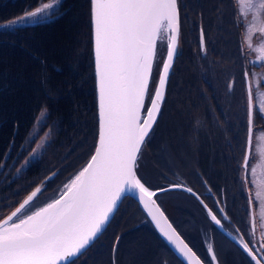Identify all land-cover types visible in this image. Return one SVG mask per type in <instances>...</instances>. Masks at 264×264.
<instances>
[{
    "label": "snow or ice",
    "instance_id": "snow-or-ice-1",
    "mask_svg": "<svg viewBox=\"0 0 264 264\" xmlns=\"http://www.w3.org/2000/svg\"><path fill=\"white\" fill-rule=\"evenodd\" d=\"M237 2L239 16L243 17L239 23L245 27L244 42L250 51L257 53L256 62L264 67V0ZM59 5L60 0H40V6L14 20L0 23V28L54 19L57 15L54 9ZM90 20L98 92V137L94 153L49 202L42 206L34 203L42 191L41 187H36L14 211L0 218V264H76L106 231L120 202L128 195L138 199L160 234L187 264H202L153 199L157 192L146 186L138 175L143 148L160 118L170 69L178 55V0H90ZM257 34L261 42L254 46L253 37ZM165 38L166 58L158 57V44L162 48ZM200 49L206 52L202 27ZM158 58L162 59V67L158 81L150 89L153 65ZM244 75L248 81V151L243 167L247 171L254 119L257 115L264 118V102L258 106L254 104L256 96H264L259 92L264 87V77L254 94L249 72ZM46 111L40 115L44 116ZM40 147L42 145H37ZM184 190L200 199L191 188L184 187ZM200 202L204 203L203 200ZM248 203L251 210L254 203L251 195ZM259 206L264 220V200ZM208 215L223 228L211 209ZM119 242L120 237H115L113 253ZM250 243L244 242L243 238L240 240L251 260L255 264H264V255L258 256V250L250 247ZM259 249L264 250V243ZM207 252L211 261L216 262L211 244H208Z\"/></svg>",
    "mask_w": 264,
    "mask_h": 264
},
{
    "label": "rangeland",
    "instance_id": "rangeland-1",
    "mask_svg": "<svg viewBox=\"0 0 264 264\" xmlns=\"http://www.w3.org/2000/svg\"><path fill=\"white\" fill-rule=\"evenodd\" d=\"M62 1L63 0H60V5L56 9H54L56 13H57V9H59V7L61 6ZM179 1L182 3V15L185 16V22L187 23L186 26L188 30L189 29L191 30V42L193 39V34H195V28L198 29V27H200L201 29L202 27L204 31V36L206 37L204 20H206V18L207 19L209 18L211 21V27H209L210 40L217 36V28H219L220 35L218 36V41H221L224 45L233 43L234 48L236 47V44H238V48H236V50H238L237 61L239 62V65L242 66V69H245L247 72H249L250 74L249 79L253 83V89L255 94L258 84L261 81V78L264 77V70H262L261 67L259 66L258 67L252 66L251 62L249 63V60H253L254 62H256L257 53L250 51L247 48V44L244 42L243 38L245 35V27L241 23H239L240 20H243V17L239 16V11H238L240 8L239 3L236 2L235 4V1L232 0V2L234 3V7H233L231 5V0H179ZM43 2H48V0H45ZM36 5L37 6L34 5V7L31 8L30 10H34L36 7L40 6V2ZM233 8L234 10L231 12V9ZM230 12H231L232 21L234 22L232 27L234 28V30H236V35L232 39L229 38L227 32L228 21H226L229 18ZM78 13L80 14L79 15L74 14L71 16L74 22H77L75 30L79 29V24L81 21L84 24V28L86 29V25L84 23L85 8L83 11L80 8V11H78ZM88 14H89V9H88ZM219 23L220 25H218ZM74 39H75V45L77 46L80 43L77 34H75ZM188 42L189 41H187L185 44V51L188 48V44H187ZM260 42L261 39L259 37V34L253 37L254 46H258ZM158 46H159L158 52L162 56L165 50V42H163L162 48L160 47V45ZM245 46L247 48V54L251 55L249 58L247 57L248 55L246 54ZM74 54L75 53L72 52V55ZM223 56L225 57L226 55ZM228 56L231 57V59H229V61H231L229 64L235 65L236 60H233L235 55L233 56V54L229 52ZM191 60L192 59L189 54H185V56L180 54L178 58L177 69L175 70L176 72L175 77H173L172 79L174 81V85H173L174 93L172 94V101L174 102L181 97V99L183 100V104L177 105L175 114L173 113V104L170 107V110H168L169 114H167L164 110L163 115L158 122V127L160 125L163 126L162 131L160 133V135L163 136V138L162 140L157 141L153 145H152L153 138L147 141L146 146L143 148V159L141 161V166L139 168V174L141 178L152 189H154L157 179L151 177V163L157 169L162 170L165 169L167 166L176 162L179 163V165L181 164L186 170H188L195 177L196 180H199L201 178V175L197 171V166L208 164L207 161L208 156H211L209 158L210 160H213L214 155L212 154L211 150L208 151V144H212L215 142L216 145L215 150L218 152V155L216 157V162L213 163V167L214 169L218 170V173L216 177L212 178L211 176H209V178L215 185L218 186L220 194L221 196H223L224 187L222 185L225 182H227L228 177H222L220 175L221 171L229 172L231 170H234V167H237L239 176L242 177L243 159L241 158V154H239L236 158H234L230 152L225 153L226 155H228L229 157L228 159H226L225 156L223 157L222 154H224L225 146L219 145L218 140L216 141L213 139L214 137H212L209 132L210 130L209 125L203 123L202 120L203 118H206L204 117V115H208V114L212 119L217 118L218 124L220 125V127L224 132V136L227 137L230 136L229 133L233 130L235 124L236 123L240 124L241 118L238 117L237 113H234V111L237 108L234 105L230 106L227 95L225 93L218 94V89L216 88L217 85L216 80L212 82L213 89L212 91H210L208 80L203 79V77L206 76L201 77V75L197 74V77L186 79V81L202 80V81L194 82L193 84L189 82L190 85H195L198 88L200 86L202 91L204 90L206 93V94L204 93L202 99H198L197 101L193 99L195 91L192 90L190 86H186L185 88H182V79L184 84L185 81L184 77L186 76V74L187 75L189 74L188 71L185 73L186 69L189 68L186 67V65H191ZM160 62L161 59L158 58L156 62V66L154 68V80L157 76ZM73 76H74V80L78 79V83H79L80 77H78L77 73L73 74ZM34 80L36 86H38L39 88L40 93H42L43 91H49L53 93L52 91L47 90V88L49 87H47L44 83H42L41 79L35 78ZM79 87L80 85H78V88ZM259 92L264 93V87H261L259 89ZM236 93L239 95V90H237ZM235 96L236 95L233 91L232 95H230V99H234ZM71 98L72 97L68 98V100H70ZM72 102L74 104L76 103L74 99H72ZM209 102H212L215 105L213 106L211 105L210 110L202 113L204 106ZM261 102H264V96H256V98H254V104L256 106H258L259 103ZM219 104L223 106L221 114L219 110ZM169 105L170 104H167L165 109H167ZM220 116L221 119L219 120ZM89 120H90V116L88 114V121ZM74 124L77 128L76 131L74 132V136L77 141L76 151L78 152L83 144L84 145L88 144V149H89L90 138L88 137V135L86 137H82V132L88 133L90 126L84 123V118L82 115L79 116L78 119H76ZM164 127H169V131L168 133L167 132L165 133V136L163 135V133L167 131V129H165ZM42 143L43 142L41 141L39 145H42ZM205 143H207L206 144L207 147L203 146L205 145ZM37 151L38 152L42 151V153H44L46 152V148L45 146H42L38 148ZM53 152H48V153L46 152L43 160L38 163L41 168L44 169L51 164L52 165V167H50V171H51L58 164V162H54L55 156H53L52 154ZM36 155L38 154L30 153L29 158ZM85 155L86 153L82 154V157H85ZM90 155L91 154L88 155V158ZM26 163L27 162H24V164ZM249 164L250 167L247 173V185L253 183V185L252 186L250 185L249 188L250 191L249 196L251 195L253 198L254 210L256 214V221H255L256 232L252 234V236L254 239H258L261 234L264 243V226L260 216L259 204L255 202V197L257 194H258L257 199L259 197L264 198V118H261L259 115H257L256 118L254 119L253 146H252L251 156L249 159ZM252 169H255L254 173L252 172ZM180 173L184 175L185 172L183 169H180ZM47 175H48V171L43 170L42 174L30 177L29 187L30 188H32L33 186L40 187L41 182L39 184L38 182L42 178H45ZM184 179L188 180L187 178H185V176ZM205 189L210 191V193L213 191L212 186H210V188L205 186ZM24 193H19L17 196L10 199L9 204L6 208H0V215L3 212L4 215L7 214L11 210L8 208L12 207V205L15 202L21 199ZM211 195L213 196V193H211ZM160 200L162 201L165 207L164 209L168 214V216L179 227H183V224L185 222L187 224L190 223L191 216L185 212H191L193 211L194 208L187 207L182 204V202L193 201L189 195H187L181 190L175 189L160 195ZM219 200L221 201V204H224V201L226 200L228 205H230V196L225 197V200L223 198H219ZM128 201L130 200L128 199L127 202ZM239 202L244 203V200L239 199ZM239 202L238 199L233 200V204L236 206L238 205V207L241 206L239 205ZM131 212L134 214V211ZM227 214L230 216V220L234 221V218L230 215V213L227 212ZM181 217L183 221L181 220ZM240 220H243V216L242 218H240ZM144 222H146V216L142 211L139 210L135 212L132 218H130L129 222L126 223V226L129 227V226H133V224L144 223ZM192 234L195 235L198 239H200V234L197 231L192 232ZM157 240L158 239H156L155 242H152L149 239L148 240L139 239L137 244L135 242L134 243L128 242L124 244L125 263L126 264H165L166 262H168L170 257L167 254V252L160 247ZM223 248H225V246L221 247V249ZM260 251L262 252V254H264V250H260ZM83 256H88V250L86 251V254ZM208 256L211 258L210 254H208ZM92 263L106 264V259L104 257H101ZM172 264H174L173 260H172Z\"/></svg>",
    "mask_w": 264,
    "mask_h": 264
},
{
    "label": "trees",
    "instance_id": "trees-1",
    "mask_svg": "<svg viewBox=\"0 0 264 264\" xmlns=\"http://www.w3.org/2000/svg\"><path fill=\"white\" fill-rule=\"evenodd\" d=\"M30 0H0V23L2 22H8L11 21L16 16H20L25 11V6ZM78 11H80V8L75 9V12L77 15H79ZM229 20V18H228ZM226 20V21H228ZM209 23V27H211V21L208 18L206 20ZM206 23V22H205ZM75 24V22H74ZM220 25V23L218 24ZM50 27V26H49ZM53 30L46 32V33H39L38 35H26L24 32L21 31V27H14V28H0V123L2 125L8 123L10 131L7 135V141H6V147L7 149H10L13 144V138L15 137L14 133V127L15 124L21 125L24 123V119L22 117H19L17 119V110L27 107V105L34 101L31 100V97L37 94L38 88L35 83V78L39 79H47L50 85L51 91L55 94L57 99H59V103L61 105L68 106V115L70 117V120L72 121L73 117H76L78 119L79 116L83 115L85 118V109L82 110V112H79L76 110V105L78 109V102L85 101L87 99L86 91H80L79 93L74 91L73 89V83L78 82V79L74 80L73 74L78 75V77L81 75L79 72H71V71H62L64 73V76L56 77L54 81L50 82V75L48 74V67L47 64H49V61H51L54 65H59L62 67L64 64L62 62L60 55L69 53V45L73 43L74 41V34H77V30L75 28L69 29L67 32H65L67 29L64 28V30H60L57 32V36H47L52 33H56V30L54 27L51 26ZM79 40L83 37V35H79ZM209 47L213 49L214 54L212 56H209V54L205 55V53H202L200 47L197 49V52L195 53V59L191 60V65H186V67H189L186 69L185 73L188 71L189 74L184 77V84L182 79V88H185L186 86H190L192 90L195 91V94L193 96L194 100L202 99L204 96L205 91L195 86L190 85V83L202 81V80H191L186 81V79L197 77V74L201 75L203 79L208 80L209 84V90L212 91L213 89V81L216 80L217 85L216 88L218 89V94L225 93L228 97V102L230 103V106L234 105L237 109L234 111V113L238 114V117L241 118L240 124L236 123L233 130L229 133L230 136L225 137L224 132L221 129L219 125V133L218 137H214V140H218L219 145H224L225 150L224 154L222 156L226 159H228V155L225 153L230 152L234 158H236L239 154H241V158H244V151H245V140H246V133H247V116H246V110H247V96H246V89H245V81H244V70L242 69V66L239 65L238 59V50L237 54L232 51V46L224 45L221 41L217 40H210L205 47ZM236 48H238V44H236ZM229 49L233 54L234 58L233 60H236L234 65V71L231 76L228 75V72L224 69L221 71L219 70L222 65L227 64L226 60L231 59L230 56L226 55V60L224 59V52L225 50ZM59 55V56H58ZM216 55V56H215ZM221 55V56H220ZM28 62V63H27ZM27 63V65H26ZM33 63V65H31ZM39 63V67H37L35 64ZM76 63V62H75ZM34 66V68H33ZM33 68V69H32ZM36 69V71H34ZM52 69V68H50ZM53 70V69H52ZM215 71V72H212ZM51 74V73H50ZM226 78V79H225ZM231 85V88L229 87ZM239 90V95L236 93V91ZM235 93V98L230 99V95H232V92ZM92 92L94 94V82L92 84ZM231 94H229V93ZM170 94L169 102L170 105L167 109L170 110V107L173 104V113H176L177 105L183 104V100L181 97L176 100L172 101V94ZM67 94H71L74 96H77V103H73L72 100H64L61 96H65ZM206 94V93H205ZM227 102V103H228ZM241 102V103H240ZM215 105L212 102L207 103L202 113L205 111L210 110V106ZM223 106L219 104V110L220 114L222 112ZM62 111L56 107L54 118L60 120V128L62 126V123L64 122L62 117ZM169 114V113H168ZM202 115V114H201ZM175 116V115H174ZM96 117L95 115L93 116ZM206 117V124L209 125L211 128L212 123L216 122L215 119L210 118L209 114L204 115ZM221 119V116L219 120ZM87 120H84V123H86ZM94 129H93V137H96L97 132V121L95 119L94 121ZM167 129L163 133L165 136V133L169 131V127H164ZM164 131V129H163ZM4 134H2L3 136ZM70 132L61 135L60 137L56 138L57 142H63L65 145H68V139H69ZM163 136L160 135V139H162ZM1 139H0V145H1ZM203 145L204 147H207ZM215 142L212 144H208V151H212V154L214 155L213 160H210L208 156L207 161L208 164L204 165H198L197 170H199V174L203 176L204 178H207L210 180L209 176L212 178L213 176V163L216 162V157L218 155V152L215 150ZM62 149V148H61ZM69 158L73 157L75 153L77 152L72 147L67 150ZM61 151L53 152V156L60 155ZM212 162V163H211ZM220 175L222 177H228L227 182H225L222 186L224 187L223 193H225L226 197L230 196V203L231 206L236 213L237 217L240 218L242 215L241 212L237 211L238 205L233 204L234 199L239 198V190L242 192V194H246V188H244V178L239 176L238 168L234 167V170L231 171H221ZM211 181V180H210ZM253 185V183H252ZM236 194V198H232ZM258 197V194L255 198ZM262 199L256 200L258 204H260V201ZM134 204H137L134 202ZM248 206V203H247ZM260 208V206H259ZM189 213V212H188ZM191 216L192 214L189 213ZM247 216H249V206L247 209ZM260 216H261V208H260ZM262 220V219H261ZM263 226H264V220H262ZM190 226L189 230L190 232L193 230L197 231L198 233H201L203 236V244L208 245L211 244V241H209L210 235L212 233L213 227L208 222L199 223L195 221V219H190ZM120 225V224H119ZM118 233V232H115ZM192 234V233H191ZM221 237H223L225 243L220 242V249L221 247L225 246V248L221 249L226 250L227 252L224 254V258L226 260L227 264H250L249 259L227 238H224L220 233H218ZM129 237V236H128ZM114 237L108 238L109 244L106 245V251L110 253V247L112 248V243L114 240ZM139 239H146L144 237L136 238L135 236H130L128 239V242L130 243H138ZM191 239V238H190ZM198 240V241H197ZM160 247L164 249L167 254L169 255V260L165 264H172V260L174 264H183L181 260H179L171 251L166 244L161 240H157ZM125 243V244H126ZM202 241L201 239H196L194 246L196 248L202 247ZM125 248V247H124ZM125 251V249H124ZM99 252L102 253V250ZM100 256V254H98ZM110 256L106 253V260L109 259ZM125 260V257H124Z\"/></svg>",
    "mask_w": 264,
    "mask_h": 264
},
{
    "label": "flooded vegetation",
    "instance_id": "flooded-vegetation-1",
    "mask_svg": "<svg viewBox=\"0 0 264 264\" xmlns=\"http://www.w3.org/2000/svg\"><path fill=\"white\" fill-rule=\"evenodd\" d=\"M45 1V0H43ZM235 4L237 0H234ZM40 0H30L26 6L25 10H29L38 4ZM231 5L234 7V3L231 0ZM81 8L83 11L85 8V15L84 14V23L86 25V29L84 28V24L82 21L79 24V29H77V36L83 35V37L80 39V43L76 46L75 45V39L72 44L69 45V53L58 55L61 57L63 66L60 67L59 65H54L49 61V64H47L48 74L50 75V82L54 81L56 77H60L61 75L64 76V73L62 71H71L73 72H79L81 75L80 82L73 83V89L76 92L80 91H86L87 99L85 101L78 102V109L76 107V110L79 112H82L83 109H85V115L86 117L84 120H87L86 124H88L89 130L88 133L82 132V137H88L90 138V141L92 140L93 136V129H94V121L96 117V101H95V92L93 94L92 92V84L94 82V73H93V51H92V27H91V20H90V0H63L61 2V6L59 9H57L58 15L54 19H46L41 23H29L27 25L21 26V31L24 32L27 36L29 35H38L39 33H46L51 30V28L54 27L56 30V33H52L47 36H57V32L60 30H64L66 28L67 32L69 29L76 28L77 22L74 24V20L71 18L72 15L76 14L75 9ZM89 9V14H88ZM234 10L231 9V12ZM231 12L229 15V20L231 19ZM80 14V13H79ZM77 15V14H76ZM184 19V16H183ZM207 20V18H206ZM205 20V31H206V38L209 40V23ZM228 20V22H229ZM227 22V24H228ZM186 22L184 21L183 24V32H182V48L183 52L186 54L185 51V44L187 41H189L187 44L190 46L191 42V30L187 28ZM50 26V27H49ZM231 39L235 37L236 30H233L231 33ZM75 36V34H74ZM79 38V37H78ZM189 38V39H188ZM245 45V44H244ZM75 48V51H74ZM72 50V51H71ZM246 54H247V48L245 46ZM72 52L75 54L72 55ZM213 49L210 48L209 55H213ZM248 55V54H247ZM251 55H248L249 58ZM76 62V63H75ZM251 62L252 66L255 67H261L260 63L254 62L253 60H249V63ZM33 65V63H31ZM37 67H39V63L35 64ZM34 68V66H33ZM32 68V69H33ZM52 68V69H50ZM262 70H264V67H261ZM36 71V69L34 70ZM51 73V74H50ZM41 79V78H39ZM42 83H44L47 87H50L49 82L47 79H42ZM78 85L80 87L78 88ZM38 88V86H37ZM47 90H50V88H47ZM53 95V96H52ZM64 100H68V98L72 97V99L75 100L77 96L67 94L61 96ZM31 100H34L30 102L26 108L23 110L18 109L17 110V116L15 119L22 117L24 119V123L15 124L14 130L15 137L13 138V144L10 149H7L6 141H7V135L10 131L9 124L6 123L2 125L0 123V139H1V145H0V207L7 204L8 199H12L13 197L17 196L19 193H24L29 185L28 179L31 176L38 175L42 172L40 170V167L36 163H31V165H28V160L30 153L33 151L35 146L41 142L46 141L49 143V146L46 149V152L49 150L50 152H56L61 151L60 156H56L54 158V162H61V165L56 167L57 169V175L54 178V180L51 182V185L55 183L59 176V171L62 169L65 163H68L69 160H72L73 165H76V162L73 159H66V154L62 152L61 148H65L66 150H69L71 147L76 150L77 148V141L74 136V132L76 131L75 121L76 117H73L72 121L70 120V117L68 115V106L61 105L59 103V99L55 96L54 93H51L49 91H43L40 93L39 88L36 95L31 97ZM56 107H58L59 110H61L62 117L64 122L62 123V126L60 128V120L54 118ZM47 110L46 114L44 116H41V112L43 110ZM88 114L90 116V120L88 121ZM83 116V115H82ZM163 126H161L154 143H156L160 139V133L162 131ZM222 129V128H221ZM70 132L69 139H68V145H65L63 142H57L56 138L60 137L61 135H64L66 133ZM2 134H4L2 136ZM89 141V142H90ZM93 142L89 143V149L92 146ZM88 149V144L82 145L80 150L75 153L73 156L75 159L78 155L86 152ZM44 152V154L46 153ZM27 160V161H26ZM24 162H27L24 164ZM50 169L47 167L45 169ZM52 171V170H51ZM50 171V172H51ZM163 172L162 170H160ZM49 172V173H50ZM218 173L217 169L213 170V176L216 177ZM204 178H200L196 182L197 184L201 185L200 193L204 195V192L207 191L210 194V191L205 189V185L203 184ZM208 183L210 186L213 187V193L212 195H208V199L210 201H213L215 197L222 198L219 188L217 185H215L213 182H211L209 179ZM227 204V209L229 213L234 217L237 218L236 213L234 212L231 203L230 205ZM134 214H131L130 217H132ZM127 219V218H126ZM120 233V232H119ZM123 235V241L118 245L117 251L114 253L113 259H115V264H125L124 261V244L128 241L130 236H135L136 238L144 237L148 238V233L146 231L137 232L135 228H127L123 229L121 231ZM110 235V233H109ZM121 239V235H117ZM129 236V237H128ZM148 240V239H147ZM115 241V240H114ZM114 242L112 243V249H113ZM226 250H221L220 254L222 259L225 261L224 254L226 253ZM117 256V259H116ZM101 257L98 256L95 249H91V247L88 249V257H82L77 260L76 264L79 261H85L87 264H91L92 262L96 261ZM95 264V263H92ZM111 264H113V261L111 260Z\"/></svg>",
    "mask_w": 264,
    "mask_h": 264
},
{
    "label": "water",
    "instance_id": "water-1",
    "mask_svg": "<svg viewBox=\"0 0 264 264\" xmlns=\"http://www.w3.org/2000/svg\"><path fill=\"white\" fill-rule=\"evenodd\" d=\"M159 48V46H158ZM166 54H167V50H166ZM166 54H165V58H166ZM175 61V60H174ZM174 64V63H173ZM171 70V69H170ZM158 81V80H157ZM247 83L248 81H246V87H247ZM96 89H97V82H96ZM97 103H98V92H97ZM98 105V104H97ZM247 139H248V135H247ZM246 151H248L247 147H246ZM251 151V150H250ZM246 154V153H245ZM250 154V152H249ZM132 196V195H131ZM134 197L136 200H138L135 196H132ZM154 199V198H153ZM158 204V203H157ZM159 205V204H158ZM160 206V205H159ZM161 210L164 212L165 216L167 217L168 221L173 225V227L176 229V231L180 234L181 238L185 240L186 243H188L189 247H191L193 249V251L197 254V256L201 259L202 261V264H206L204 262V260L198 255V253L194 250V248L190 245V243L184 238V236L178 231V229L174 226V224L172 223V221L169 219V217L167 216V214L165 213V211L163 210V208L160 206ZM251 214H253V208H251ZM252 221V226H253V218L251 219ZM157 229V228H156ZM157 231L159 232V230L157 229ZM224 232L231 238L233 239L237 244L241 245L240 244V241L238 239H236L234 236H232L230 233H228L227 231L224 230ZM160 234V232H159ZM161 235V234H160ZM161 237L164 239V241L171 247V249L175 252L174 248L166 241V239L161 235ZM176 253V252H175ZM178 255V253H176ZM179 256V255H178ZM180 257V256H179ZM180 259L185 263L187 264L186 261H184L181 257ZM213 264H219L218 263V260H216V262H213Z\"/></svg>",
    "mask_w": 264,
    "mask_h": 264
}]
</instances>
